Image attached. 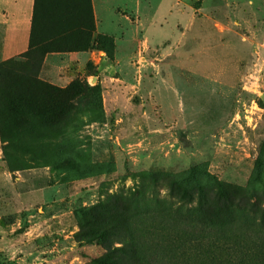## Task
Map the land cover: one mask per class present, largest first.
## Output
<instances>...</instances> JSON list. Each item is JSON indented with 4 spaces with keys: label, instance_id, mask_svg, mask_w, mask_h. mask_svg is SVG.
<instances>
[{
    "label": "rangeland",
    "instance_id": "1",
    "mask_svg": "<svg viewBox=\"0 0 264 264\" xmlns=\"http://www.w3.org/2000/svg\"><path fill=\"white\" fill-rule=\"evenodd\" d=\"M96 1L101 29L125 41L113 57L90 42L92 0H53L31 59L2 61L0 264H99L107 249L79 241L80 210L138 195L139 225L159 227L181 204L170 175L264 194V0ZM90 47L83 66L46 62ZM73 81L83 93L54 116L41 83Z\"/></svg>",
    "mask_w": 264,
    "mask_h": 264
},
{
    "label": "trees",
    "instance_id": "2",
    "mask_svg": "<svg viewBox=\"0 0 264 264\" xmlns=\"http://www.w3.org/2000/svg\"><path fill=\"white\" fill-rule=\"evenodd\" d=\"M41 4L42 0H36L34 24ZM91 17L93 35L96 30L93 10ZM77 25L69 24L66 32L78 29ZM34 39L30 49L19 58L31 59L36 48ZM95 45L113 57L112 35L99 34ZM4 63H0V71L6 68ZM38 75L39 71L32 73ZM85 86L90 88L88 84ZM41 87L55 100L50 110L54 116L62 115L64 106L73 107L83 93L78 81L65 88L45 83ZM3 117L0 110L2 139ZM170 177L172 195L181 204L170 212H158L165 217L159 227L144 229L139 225L142 212L134 204L138 195L124 201L122 198L98 201L80 210L79 241L96 242L107 249L99 264H264V194L212 176L206 183L197 180L194 184L188 183L187 176ZM185 205L186 209L182 208ZM196 234L200 237L194 242ZM204 252L212 256L210 263Z\"/></svg>",
    "mask_w": 264,
    "mask_h": 264
},
{
    "label": "crops",
    "instance_id": "3",
    "mask_svg": "<svg viewBox=\"0 0 264 264\" xmlns=\"http://www.w3.org/2000/svg\"><path fill=\"white\" fill-rule=\"evenodd\" d=\"M51 4L53 0H42V4ZM88 5V2L86 0ZM39 6L38 10L42 8ZM94 15L96 19V30L90 36V42L97 43L99 34L107 33L116 39L118 47L125 42L110 32H104L100 26V13L96 0H92ZM36 0H0V62L9 58L20 56L22 53L30 49L32 39L34 38V16L36 13ZM86 8V7H85ZM89 8L84 13H88ZM38 13V11H37ZM38 36V35H37ZM96 50L90 49H63L52 51L46 57V62L50 58L55 59L54 67L64 70L70 67L74 62L81 66L88 62L95 61L93 59ZM119 52V50H118ZM60 76V77H59ZM52 80L54 82L65 83L70 81L68 76L59 75Z\"/></svg>",
    "mask_w": 264,
    "mask_h": 264
}]
</instances>
